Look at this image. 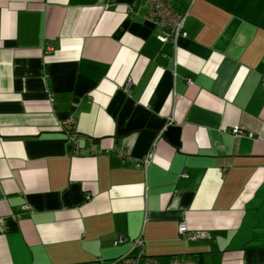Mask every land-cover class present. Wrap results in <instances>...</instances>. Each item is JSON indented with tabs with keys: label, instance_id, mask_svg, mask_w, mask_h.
Returning <instances> with one entry per match:
<instances>
[{
	"label": "crops",
	"instance_id": "crops-1",
	"mask_svg": "<svg viewBox=\"0 0 264 264\" xmlns=\"http://www.w3.org/2000/svg\"><path fill=\"white\" fill-rule=\"evenodd\" d=\"M173 5L0 0V264H264V0Z\"/></svg>",
	"mask_w": 264,
	"mask_h": 264
},
{
	"label": "built area",
	"instance_id": "built-area-1",
	"mask_svg": "<svg viewBox=\"0 0 264 264\" xmlns=\"http://www.w3.org/2000/svg\"><path fill=\"white\" fill-rule=\"evenodd\" d=\"M110 1L113 0H107V2ZM174 1L175 0H147V6L148 17L161 29L158 34V39L163 43L171 42L173 45H176L177 40L186 35L184 23L187 17V10L177 9L173 5ZM240 132L242 131L237 127L232 128V133L236 134ZM70 141L76 143L75 134L70 137ZM75 151L76 150H74V152ZM122 155H124V153H122ZM149 161L150 155L146 154V156L137 161V166H146ZM23 208H27V206L23 205ZM178 232L189 240L205 235L202 231H189L185 222L179 223ZM119 241H123V238H119ZM132 248L135 249V252L126 253L117 259L105 261L99 258L89 262L71 264H198L195 259L186 256H172L168 259H160L156 256L147 255L144 252L143 240L141 238L133 240Z\"/></svg>",
	"mask_w": 264,
	"mask_h": 264
},
{
	"label": "trees",
	"instance_id": "trees-1",
	"mask_svg": "<svg viewBox=\"0 0 264 264\" xmlns=\"http://www.w3.org/2000/svg\"><path fill=\"white\" fill-rule=\"evenodd\" d=\"M192 256H193L192 258L195 259L198 264H202V260L198 258V255L197 254H194ZM186 257H188V256H186Z\"/></svg>",
	"mask_w": 264,
	"mask_h": 264
}]
</instances>
